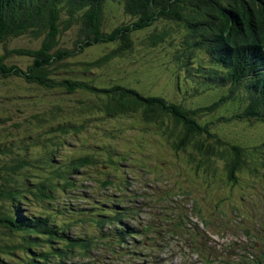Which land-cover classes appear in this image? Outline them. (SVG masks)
Wrapping results in <instances>:
<instances>
[{"label":"trees","instance_id":"1","mask_svg":"<svg viewBox=\"0 0 264 264\" xmlns=\"http://www.w3.org/2000/svg\"><path fill=\"white\" fill-rule=\"evenodd\" d=\"M109 11H120L131 20L111 26L114 14ZM179 29L183 33L176 38ZM20 37L29 38L31 44L6 47ZM178 40L179 48L169 57L194 87L192 94L222 89L226 93L209 104L186 108L173 99L143 95L137 88L144 87L140 79L133 82L128 74L120 76L124 70L117 72L119 66H112L119 60L156 54L164 43L172 46ZM0 48L1 84L16 79L23 87L48 91L59 101L41 113L13 109L27 114L22 121L12 114L0 116V264H95L90 251L94 244L116 236L120 245L125 234H133L128 221L137 216L113 194L102 192L86 210L100 211L85 214L84 220L110 226L109 231H98L108 235L97 242L70 236V221L73 215L80 218L79 207H63L59 214L47 207L57 196L65 201L76 198L71 194L79 193L75 187L85 178L111 186L107 172L120 170V160L126 156L120 153L115 158L116 150L108 141L93 142L96 153L78 148L84 143L77 134L89 120L113 118L123 130L132 128L137 113L146 122L163 119L159 123L163 126L166 119L165 125L175 131L172 143L177 149L191 146L200 155L199 162L213 167L216 159L224 161L228 177L257 151L255 146L221 138L208 126L230 120L208 121L205 116L231 96L245 93L253 96L250 104L232 117L264 119V0H0ZM100 48L102 52L95 50ZM90 49L96 54L90 55ZM12 53L26 59L25 67L5 60ZM35 95L27 97L34 100ZM13 98L1 96L10 103L7 111H12ZM71 100L76 101L73 107L64 106ZM91 111L98 113L83 116ZM72 112L78 118L66 117ZM72 132L70 140L66 135ZM95 168L100 169L80 179Z\"/></svg>","mask_w":264,"mask_h":264},{"label":"rangeland","instance_id":"2","mask_svg":"<svg viewBox=\"0 0 264 264\" xmlns=\"http://www.w3.org/2000/svg\"><path fill=\"white\" fill-rule=\"evenodd\" d=\"M108 13L114 14L113 11ZM103 14L105 15V12ZM121 14L118 11L114 14V20L109 18L111 26L114 23L131 20L130 17ZM182 33L183 31L179 29L175 37ZM15 42L6 47L31 44L27 37L16 38ZM179 45L180 40L172 46L164 43L163 49L160 48L156 54L143 56L136 61L132 58L119 60L112 66H119L117 72L124 70L118 74L120 76L128 74V79L133 82L140 79L142 81L140 84L142 83L144 87L137 88L143 95L173 99L184 104L186 108L209 104L226 93L215 90L210 93L192 94L194 87L186 83L177 63L169 57ZM101 49L104 48L95 50L102 52ZM1 53L3 52L0 48ZM89 54H96V51L90 49ZM12 55L14 56L10 58L6 56L5 60L14 59L16 64L25 67L27 63L25 58L18 57L15 53ZM176 82H179V87ZM8 83H0V116L12 114L14 120L22 121L23 116L33 112L41 113L47 110L49 105L59 102L52 99L48 91L27 89L19 80L11 79ZM31 91L36 93L34 100L27 97L33 93ZM1 96H14L11 99L13 102L11 112L6 108L10 103L1 99ZM75 102L65 101L64 106L69 107L72 104L73 107ZM242 106V100L237 97L227 100L219 106L215 115H225L230 121L208 123L212 132L223 139L238 142L243 147L258 145L255 155L247 157L241 169L230 177L224 170V161L216 159L213 167L199 162L200 155L191 146L177 149L175 142L172 143L175 131L169 124L165 125L166 119L163 126V123L159 124L163 119L157 120L156 123L146 122L137 113L134 114L132 128L123 130L118 129L119 124L113 118L100 117L85 122V129L77 134L81 135L80 141L84 144L78 148L96 153L92 143L100 144L98 141L104 140L113 145L116 150L113 155L122 153L126 157L120 160L119 171L101 168L109 170L107 173L111 176L107 178L115 187L113 184L106 187L94 181L89 183L90 179L85 178L86 180H81L82 182L78 184L79 187H75L80 191L71 194L76 195V198L72 199H81L82 202L79 204L87 206L85 202H92L90 200L92 194L93 197L100 196L101 192L130 196L127 202L139 208L140 225L143 226L145 222L152 225L158 240L150 242L149 239V241L145 239V235L139 236L144 240L141 244L143 251H151L150 248L153 246L156 254L164 258L165 264H224L223 261L239 264L261 260L264 257V119L257 122L234 121L235 118L231 114L238 112ZM15 108L26 111L27 114L13 111ZM96 113L98 112L91 111L87 113L89 115L83 116ZM214 113L205 116L206 120L216 118ZM66 117L78 118V115L72 112L67 113ZM169 132L173 133L172 137H167L166 134ZM73 136V132L66 135L70 140L74 139ZM99 169H91L80 179ZM71 176L74 177L73 174ZM201 220L205 222V227H202ZM97 229L99 228L88 223H77L71 228V232L72 235L90 232L95 239L99 237ZM134 237L137 235L134 234ZM147 237L153 235L147 234ZM125 243L130 244L128 236ZM98 251L101 250L98 248ZM141 253V257L146 258L143 256L144 253ZM203 259H208L209 262ZM133 261L135 264H148V261L142 259L140 262L136 259Z\"/></svg>","mask_w":264,"mask_h":264},{"label":"bare ground","instance_id":"3","mask_svg":"<svg viewBox=\"0 0 264 264\" xmlns=\"http://www.w3.org/2000/svg\"><path fill=\"white\" fill-rule=\"evenodd\" d=\"M247 53V52H246ZM242 55V54H241ZM244 56V55H243ZM246 57H248V56H246ZM239 67V66H238ZM231 73V72H230ZM240 75V74H239ZM246 81V80H245ZM234 82V81H233ZM232 83V82H231ZM137 177V176H136ZM175 181V180H174ZM135 184H136V182H135ZM145 184V183H144ZM135 188V187H134ZM129 191V190H128ZM141 191V190H140ZM200 192V191H199ZM128 195V194H127ZM134 196V195H133ZM141 196V195H140ZM87 197V196H86ZM85 197V198H86ZM138 197V196H137ZM103 198H105V197H103ZM87 199H89V198H87ZM137 199V198H136ZM204 199H205V197H204ZM131 200V199H130ZM132 201V200H131ZM196 203V202H195ZM202 203V202H201ZM132 204V203H131ZM144 204V203H143ZM186 204V203H185ZM188 204V203H187ZM134 205V204H133ZM206 206V205H205ZM118 207V206H117ZM191 207V206H190ZM145 208V207H144ZM139 209V208H138ZM195 209V208H194ZM186 210V209H185ZM192 211V210H191ZM262 212V211H261ZM121 213V212H120ZM260 213V212H259ZM258 213V214H259ZM119 214V213H118ZM180 214H181V211H180ZM210 214V213H209ZM120 215V214H119ZM121 215H122V213H121ZM124 216H125V214H123ZM133 215V214H132ZM182 215V214H181ZM240 215V214H239ZM127 216V215H126ZM183 216V215H182ZM194 216V215H193ZM119 217H121V216H119ZM197 217H199L198 215H197ZM189 218V217H188ZM200 218V217H199ZM130 219V218H129ZM189 220V219H188ZM202 221V220H201ZM225 221V220H224ZM71 222V221H70ZM97 223H98V221H96ZM227 222V221H226ZM191 223V222H190ZM127 224V223H126ZM98 225H100L99 223H98ZM192 225H193V223H192ZM152 226V225H151ZM129 227V226H128ZM194 227V226H193ZM226 227V226H225ZM125 228V227H124ZM196 228V227H195ZM199 228V227H198ZM201 228V227H200ZM154 229V228H153ZM194 229V228H193ZM122 230V229H121ZM129 230V229H128ZM156 230V229H155ZM238 230V229H237ZM240 230V229H239ZM114 231V230H113ZM190 231H191V229H190ZM123 232V231H122ZM139 232V231H138ZM117 233V232H116ZM115 233V234H116ZM156 233V232H155ZM182 233H183V231H182ZM194 233V232H193ZM198 233V232H197ZM200 233V232H199ZM75 234V233H74ZM114 234V235H115ZM203 234H204V232H203ZM122 235H124V234H122ZM196 235V234H195ZM201 235V234H200ZM145 237V236H144ZM71 238V237H70ZM201 238H202V236H201ZM91 239V238H90ZM146 239V238H145ZM159 239V238H158ZM160 240V239H159ZM90 241V240H89ZM88 241V242H89ZM95 242H97L96 240H94ZM147 241H149L148 239H147ZM70 242H72V241H70ZM143 242H144V240H143ZM151 242V241H150ZM76 244V243H75ZM151 244V243H150ZM77 245V244H76ZM157 245V244H156ZM68 247V246H67ZM75 247V246H74ZM68 248H70V247H68ZM70 249H72L73 250V248H70ZM72 250H70V251H72ZM90 251H91V249H90ZM68 252V251H67ZM74 252V251H73ZM89 252V251H88ZM67 255V254H66ZM90 257V256H89ZM93 257V256H92ZM71 258V257H70ZM94 259V258H93ZM96 261V260H95ZM94 261V262H95ZM183 264V263H182Z\"/></svg>","mask_w":264,"mask_h":264}]
</instances>
